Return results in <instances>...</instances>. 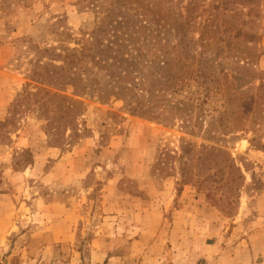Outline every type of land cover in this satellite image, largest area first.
<instances>
[{"label": "rangeland", "instance_id": "obj_1", "mask_svg": "<svg viewBox=\"0 0 264 264\" xmlns=\"http://www.w3.org/2000/svg\"><path fill=\"white\" fill-rule=\"evenodd\" d=\"M221 1H200L197 22ZM233 1L217 17L235 13L238 57L214 64L249 81L228 104L244 129L222 134V88L188 123L115 96L129 79L106 40L138 23L135 0H0L2 64L23 85L0 120V264H264V0Z\"/></svg>", "mask_w": 264, "mask_h": 264}, {"label": "trees", "instance_id": "obj_2", "mask_svg": "<svg viewBox=\"0 0 264 264\" xmlns=\"http://www.w3.org/2000/svg\"><path fill=\"white\" fill-rule=\"evenodd\" d=\"M135 1L137 8L132 11L138 23L133 24L124 17L115 21L118 29L116 32L112 29L115 34L106 40L108 46L115 49V56L109 59L121 70L124 78L129 79L124 86L125 95L122 97L115 94L124 100V109L131 115L149 120L166 121L177 117L188 123L193 113L203 111L202 105L207 102L206 98L218 95L222 88L220 95L224 98L223 110L217 116H211L210 123L214 126L220 120L216 129H220L222 134L243 130L241 125L245 119L241 112L246 107L242 104L231 110L228 104L237 93L236 81L248 82L249 78L239 75L232 77L223 67L216 70L214 64L229 56L238 57L234 47L237 45L236 39L243 32L232 23L235 13L231 10L228 16L217 17L220 9L224 12L228 3L235 2L223 0L213 3L212 9L217 12L207 16L201 23L197 22V18L202 12L198 14L202 0H185L182 7L184 11L177 7L182 0H163L166 13L161 12L160 1L154 5L146 4L145 0ZM120 2L124 3V0H113L112 4L114 6ZM162 14L167 17L162 18ZM245 37L248 39L246 43L258 38L253 34H245ZM213 45L215 52L208 57L207 48ZM198 47L205 48V55L203 50L197 54ZM192 84L196 86V97H191L187 92L183 99L173 101V97L182 96ZM263 87L262 80L255 87L260 97ZM258 101L251 103L250 108H256L255 103ZM199 116L203 115L199 113ZM30 157L24 165L33 163Z\"/></svg>", "mask_w": 264, "mask_h": 264}, {"label": "crops", "instance_id": "obj_3", "mask_svg": "<svg viewBox=\"0 0 264 264\" xmlns=\"http://www.w3.org/2000/svg\"><path fill=\"white\" fill-rule=\"evenodd\" d=\"M1 51L2 46L0 44V120L6 116L16 93L21 89V86L23 87L22 78L18 71L2 64ZM0 199L7 202L3 195Z\"/></svg>", "mask_w": 264, "mask_h": 264}, {"label": "bare ground", "instance_id": "obj_4", "mask_svg": "<svg viewBox=\"0 0 264 264\" xmlns=\"http://www.w3.org/2000/svg\"><path fill=\"white\" fill-rule=\"evenodd\" d=\"M241 143H242V144H244V143H245V141H242Z\"/></svg>", "mask_w": 264, "mask_h": 264}]
</instances>
